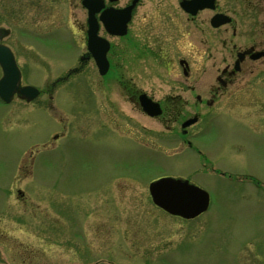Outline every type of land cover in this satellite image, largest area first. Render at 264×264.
<instances>
[{
	"label": "rangeland",
	"instance_id": "rangeland-1",
	"mask_svg": "<svg viewBox=\"0 0 264 264\" xmlns=\"http://www.w3.org/2000/svg\"><path fill=\"white\" fill-rule=\"evenodd\" d=\"M36 1L0 0V26L11 30L3 43L14 51L22 83L41 90L31 102L0 100V264H95L71 252L64 239L73 220L87 214L89 225L102 209L106 217L117 214L119 254L101 264H264V116L251 128L240 114L206 118L198 124L204 136L196 140L205 156L190 149L173 153L182 148L180 140L166 136L161 119L145 116L124 97L122 85L119 91L106 80L116 70L100 79L92 68L89 87L78 73L52 89L79 66V38L71 25L81 10L78 0H44L41 14ZM188 28L185 34L166 29L149 70L124 66L123 75H146L140 85L157 97L171 92V79L179 76L173 62L187 55L189 40L205 37L201 27ZM96 100L102 105L97 118ZM113 118L118 135L110 128ZM164 174L187 176L205 188L209 209L187 220L155 207L149 184ZM132 220L150 232L141 244L123 237ZM28 246L35 252H24Z\"/></svg>",
	"mask_w": 264,
	"mask_h": 264
},
{
	"label": "flooded vegetation",
	"instance_id": "flooded-vegetation-1",
	"mask_svg": "<svg viewBox=\"0 0 264 264\" xmlns=\"http://www.w3.org/2000/svg\"><path fill=\"white\" fill-rule=\"evenodd\" d=\"M161 1L157 0L152 4L151 0H78L81 16L73 21L71 26L78 33L79 66L74 67L70 75L59 77L52 82V89L58 82L67 81L71 75L78 73L83 74L81 81L89 87L93 83V77L90 75L92 68H95L100 79H105L104 77L110 72L113 73L114 69L116 73L112 75L113 78L111 76L106 80L115 82L118 90L120 85L124 87V97L130 101L131 106L151 117L143 110V100L149 99L159 104L161 113L156 118L161 119L166 133H170L166 136L180 140L179 145L182 148L173 153L183 154L190 149L198 156H205V151L196 144V140L204 136V126L198 124L206 121V118L226 117L230 113L240 114L250 123L251 128L255 126L257 117L264 116V108L259 107L264 103V0H196L207 5L197 9L194 14L183 7V4L192 0H176L164 4ZM36 2L37 12L41 13L44 0ZM51 14L47 12L48 17ZM221 20L224 21L216 25V22ZM191 24L197 28L201 27L205 37L189 40L185 53L187 55L178 57L176 64L173 62L179 76L171 79V92L157 97L153 91L140 85L145 84L146 75L139 79L123 75L121 68L124 66H129L136 73L149 70L150 64L147 62L151 52H159L165 45V30L169 27L167 32L174 28L176 32L181 33ZM54 29L55 27L47 28L44 32H52ZM95 29L97 39L92 40L91 33ZM183 32L185 34V31ZM98 39L109 44V69L106 74H101L93 53L101 49ZM105 83L108 85L110 82ZM48 95L50 99L53 98L52 92ZM118 95L117 92L115 96ZM99 105L101 104H97L96 100V118L100 114ZM195 116L198 118L195 124L187 128L182 126L185 120ZM110 128L117 131L118 135V118L111 119ZM59 137L58 133L54 135V138ZM147 147L148 145H145L144 148ZM218 174L223 176L226 172L221 170ZM163 176L189 179L179 174ZM118 178L117 175L112 183L117 182ZM154 206L171 215L156 204ZM98 213L89 225L87 214H84L81 221L73 220L75 226L70 230L66 241L64 239L71 252L78 251L80 257L85 260L93 259L95 264L115 261L119 254L116 245L118 242L115 241L119 239V220L116 212H107V217L103 209ZM110 219L117 222L118 227L111 224ZM135 222L137 221L130 222V227L126 229L123 237L133 244H141L144 242L143 235L149 230ZM21 244L25 245L24 242ZM27 249L32 252L36 250L28 246L23 248V251L26 252ZM28 255L32 257L31 254Z\"/></svg>",
	"mask_w": 264,
	"mask_h": 264
},
{
	"label": "water",
	"instance_id": "water-1",
	"mask_svg": "<svg viewBox=\"0 0 264 264\" xmlns=\"http://www.w3.org/2000/svg\"><path fill=\"white\" fill-rule=\"evenodd\" d=\"M207 4H202L196 0L187 1L183 7L194 14L197 9L203 8ZM93 12H91L92 18ZM218 18V17H216ZM224 20L216 22L219 25ZM10 34V29L0 27V40ZM92 40H96V29L91 33ZM100 50H95L94 56L101 74L107 73L109 69V61L107 59V51L109 44L98 39ZM0 66L3 74L0 77V99L6 103L13 100L17 94L22 99L32 101L35 99L40 90L33 85H22V73L17 64L12 49L0 43ZM143 109L151 116H158L161 113L159 104L152 100H143ZM197 117L187 119L183 123L186 128L197 121ZM150 195L153 202L159 207L173 215H179L187 219L195 218L205 212L210 205L209 192L197 184L190 182L188 179L177 178L172 176L161 177L154 180L149 185Z\"/></svg>",
	"mask_w": 264,
	"mask_h": 264
}]
</instances>
